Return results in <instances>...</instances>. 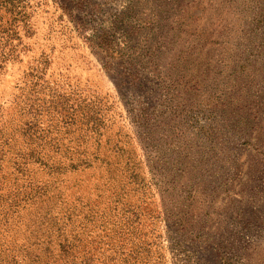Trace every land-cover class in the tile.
I'll return each instance as SVG.
<instances>
[{"label":"rangeland","instance_id":"1","mask_svg":"<svg viewBox=\"0 0 264 264\" xmlns=\"http://www.w3.org/2000/svg\"><path fill=\"white\" fill-rule=\"evenodd\" d=\"M0 264H264V0H0Z\"/></svg>","mask_w":264,"mask_h":264},{"label":"trees","instance_id":"2","mask_svg":"<svg viewBox=\"0 0 264 264\" xmlns=\"http://www.w3.org/2000/svg\"><path fill=\"white\" fill-rule=\"evenodd\" d=\"M89 212H93L91 209L90 210H88V212L85 210V212H84V215H85V217L87 218V222L89 221V219H90V217L92 216V214L91 213H89Z\"/></svg>","mask_w":264,"mask_h":264}]
</instances>
